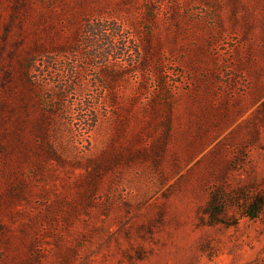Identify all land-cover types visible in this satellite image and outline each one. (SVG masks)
Listing matches in <instances>:
<instances>
[{"label":"rangeland","instance_id":"1","mask_svg":"<svg viewBox=\"0 0 264 264\" xmlns=\"http://www.w3.org/2000/svg\"><path fill=\"white\" fill-rule=\"evenodd\" d=\"M0 264H264V0H0Z\"/></svg>","mask_w":264,"mask_h":264},{"label":"trees","instance_id":"2","mask_svg":"<svg viewBox=\"0 0 264 264\" xmlns=\"http://www.w3.org/2000/svg\"><path fill=\"white\" fill-rule=\"evenodd\" d=\"M212 203H220L219 200H218V197H212L211 200L209 201V206L212 204ZM253 214H251L252 216ZM221 221V220H220Z\"/></svg>","mask_w":264,"mask_h":264}]
</instances>
